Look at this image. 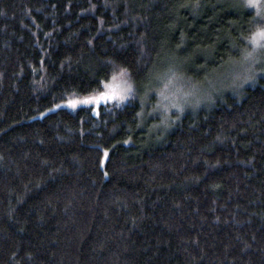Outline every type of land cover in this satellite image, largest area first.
Wrapping results in <instances>:
<instances>
[{
    "label": "trees",
    "instance_id": "trees-1",
    "mask_svg": "<svg viewBox=\"0 0 264 264\" xmlns=\"http://www.w3.org/2000/svg\"><path fill=\"white\" fill-rule=\"evenodd\" d=\"M256 26L232 0H0V264H264V79L164 122L47 111L122 69L202 82Z\"/></svg>",
    "mask_w": 264,
    "mask_h": 264
},
{
    "label": "rangeland",
    "instance_id": "rangeland-1",
    "mask_svg": "<svg viewBox=\"0 0 264 264\" xmlns=\"http://www.w3.org/2000/svg\"><path fill=\"white\" fill-rule=\"evenodd\" d=\"M232 1L239 3L242 7L252 9L254 16L257 17V26L252 31H249L240 55L236 59L230 60L220 70L208 74L202 82L191 81L182 70H177L168 64L163 66L151 90L149 89L150 83L147 87L139 89L137 84L129 78L128 71L122 69L117 70L109 81L104 82L100 90L70 97L53 105L47 111L58 107L75 109L79 106L96 107L101 103L122 104L132 97H138L144 104L150 99L149 105L151 111L157 114L164 122L168 119V112H176V109L184 110L185 108L192 110L200 103L210 102L212 99L221 97L225 93L236 92L247 84L264 79V39L257 37L259 40L258 45L252 42L253 35L264 30V0ZM234 22L237 23L236 20ZM108 84L119 86L117 88V91L120 92L118 97L99 103H78L75 106L69 103V101H82L88 97L106 92L108 89L105 85Z\"/></svg>",
    "mask_w": 264,
    "mask_h": 264
},
{
    "label": "snow or ice",
    "instance_id": "snow-or-ice-1",
    "mask_svg": "<svg viewBox=\"0 0 264 264\" xmlns=\"http://www.w3.org/2000/svg\"><path fill=\"white\" fill-rule=\"evenodd\" d=\"M257 37L264 39V30L256 33L253 35L252 37V42L254 44H259V40L257 39ZM113 79H115V77H113ZM105 87L108 89V91L106 92H102L97 96H91L88 97L84 100H75V101H69L70 104H72V106H75L78 103H85V104H89V103H99L101 101H106V100H110V99H114L116 97H118L120 95V92L117 91V88L119 87L117 86H113L111 84L105 85Z\"/></svg>",
    "mask_w": 264,
    "mask_h": 264
},
{
    "label": "bare ground",
    "instance_id": "bare-ground-1",
    "mask_svg": "<svg viewBox=\"0 0 264 264\" xmlns=\"http://www.w3.org/2000/svg\"><path fill=\"white\" fill-rule=\"evenodd\" d=\"M250 18H251V16H250Z\"/></svg>",
    "mask_w": 264,
    "mask_h": 264
}]
</instances>
